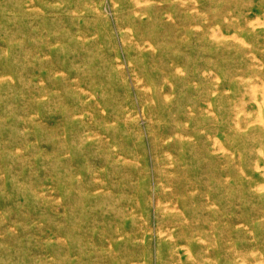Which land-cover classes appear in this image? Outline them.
Instances as JSON below:
<instances>
[{"label":"rangeland","instance_id":"1","mask_svg":"<svg viewBox=\"0 0 264 264\" xmlns=\"http://www.w3.org/2000/svg\"><path fill=\"white\" fill-rule=\"evenodd\" d=\"M0 264H264V0H0Z\"/></svg>","mask_w":264,"mask_h":264}]
</instances>
